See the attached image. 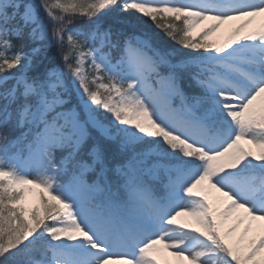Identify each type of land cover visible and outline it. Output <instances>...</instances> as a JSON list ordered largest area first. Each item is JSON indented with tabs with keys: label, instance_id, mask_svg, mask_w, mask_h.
I'll return each instance as SVG.
<instances>
[{
	"label": "snow or ice",
	"instance_id": "6c2138e0",
	"mask_svg": "<svg viewBox=\"0 0 264 264\" xmlns=\"http://www.w3.org/2000/svg\"><path fill=\"white\" fill-rule=\"evenodd\" d=\"M256 18L264 0H0V264H264Z\"/></svg>",
	"mask_w": 264,
	"mask_h": 264
},
{
	"label": "rangeland",
	"instance_id": "374dc122",
	"mask_svg": "<svg viewBox=\"0 0 264 264\" xmlns=\"http://www.w3.org/2000/svg\"><path fill=\"white\" fill-rule=\"evenodd\" d=\"M261 23H264V19L256 18V20L254 21V23L251 27L255 28V29H259V27L261 26ZM197 31L199 32V30H197ZM226 35L227 34L225 32V33H222L220 35L214 36L211 39L214 41H219V40L225 39ZM246 147H248V146L246 145ZM254 150H256V149H254ZM35 203H36V197L33 194L29 193L27 200H26V204L29 207H32ZM252 229L254 232H256L258 230V223H254L252 225ZM155 255H156L157 259L161 261V264H182V262L178 258L171 256L169 254V252H167V251L161 250V251L155 253Z\"/></svg>",
	"mask_w": 264,
	"mask_h": 264
},
{
	"label": "trees",
	"instance_id": "16d2710c",
	"mask_svg": "<svg viewBox=\"0 0 264 264\" xmlns=\"http://www.w3.org/2000/svg\"><path fill=\"white\" fill-rule=\"evenodd\" d=\"M159 22L162 23V24H165V25L176 23L171 17H164V18L160 19ZM83 23H84V22L81 21V20H76V21L74 22V26L79 27V26H82ZM169 43H171V42H169ZM9 54H10V53H9ZM247 146L250 147V145H247ZM231 223H232V221H229V225H230ZM229 225H226V227L229 226ZM244 226H245V225H241V226H240V228L238 229V234L243 232V230H244L243 227H244ZM252 234H255V232L253 231Z\"/></svg>",
	"mask_w": 264,
	"mask_h": 264
}]
</instances>
